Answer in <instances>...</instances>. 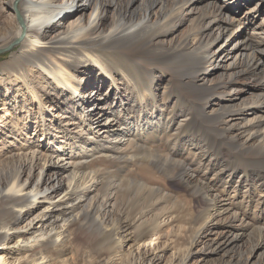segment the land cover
<instances>
[{"label":"bare ground","instance_id":"1","mask_svg":"<svg viewBox=\"0 0 264 264\" xmlns=\"http://www.w3.org/2000/svg\"><path fill=\"white\" fill-rule=\"evenodd\" d=\"M242 2L0 0V52L17 45L0 63V264H78L106 234L116 255L84 264H264V0ZM140 222L154 231L134 242Z\"/></svg>","mask_w":264,"mask_h":264},{"label":"rangeland","instance_id":"2","mask_svg":"<svg viewBox=\"0 0 264 264\" xmlns=\"http://www.w3.org/2000/svg\"><path fill=\"white\" fill-rule=\"evenodd\" d=\"M242 1L245 2L246 0H242ZM184 26L185 25L181 26L179 33L184 31V29L186 28ZM233 32H234V30H233ZM237 34L239 35V34H241V32L240 33L238 32ZM16 48H17V45H16V47L14 46L12 49L1 51L0 52V63L2 61H4L5 59H7L9 57L10 53L12 51H14ZM203 73H206L207 75H209L213 82H219L220 80L224 79V76H226L224 67L222 65L219 66L218 63L212 64V61H210L203 68ZM233 94L239 95L241 97L238 101V104H241V103L251 99V95H249V91L246 89L244 91L239 90V91L233 92ZM161 140H162V138L159 139L158 137H156V138L150 137L149 142H150V144H152L154 146L155 150H159L160 152H164L165 148H166V147H164L165 142H164V140H162V141ZM226 160H227V155H226ZM154 163L155 162L152 159L149 160V164H150L152 170L156 173L157 176H160L163 179L162 182H158L156 184L162 185V187H164V189H165V190H163L164 192H167V191L173 192L174 195L175 194H182L188 199H193V200L195 199L192 196V195H194V193H192L194 190L191 189L190 186H186L182 183H179L178 180L170 177V175H168L166 172H164L162 169H160ZM139 165H140L139 161H136L133 164H126V166H125V164H122V163L121 164H118V163L117 164H115V163H108V164L106 163L105 164L104 161L101 158H99V160H96L94 163H91V165H90L91 167L89 169H99V168L104 167L105 168L104 171L107 172L106 178H137L138 177V176H136L137 175V168L139 167ZM120 168L121 169L123 168V172L120 171ZM105 183L106 182H104L103 184H105ZM106 188L107 187L105 185H102L100 192L102 194H104L106 192L105 191ZM150 197H148L149 201H148V199H147V201L134 200L133 202L130 203L131 205L134 206V208H136V209H134L135 213L138 211V209H141L142 211H146L150 208L151 201H152V200H150ZM199 205H200V203L197 202L196 203V209L199 208ZM140 223L141 224L136 229V233L134 234L136 239L133 236L134 242L139 241L140 237L143 238V236L144 237L149 236L154 231V227L152 225H150L148 223H144V224H142V222H140ZM70 229H73V231L75 232V231H79V230L82 231L84 228L82 227V229H81L80 225L77 222H75L70 226ZM190 233L191 232L188 231V233L186 235L187 241L190 237ZM81 234H83V233L81 232ZM84 237L87 238L85 235H84ZM111 239H112V237L109 234H106V235L101 236V240H99V241H95V240H93L91 242L89 241L90 245H89L88 241L86 240V243L83 244L84 245L83 249L85 250V249H87V247L91 248L92 254H91V256H89L88 253L85 256H80L79 260H78L79 261L78 264H84L86 262V260H88V259H97L98 255H100V257H101V254H105L109 251H112L111 249H112L114 244H112ZM125 251H126V249L124 250V253H123L124 255L126 254ZM115 255H116V252L112 251V256H115ZM125 264H127V263H125ZM205 264H207V261Z\"/></svg>","mask_w":264,"mask_h":264}]
</instances>
